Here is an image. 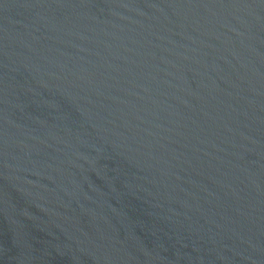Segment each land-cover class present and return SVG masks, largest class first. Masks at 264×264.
Returning <instances> with one entry per match:
<instances>
[{
	"label": "water",
	"instance_id": "obj_1",
	"mask_svg": "<svg viewBox=\"0 0 264 264\" xmlns=\"http://www.w3.org/2000/svg\"><path fill=\"white\" fill-rule=\"evenodd\" d=\"M0 264H264V0H0Z\"/></svg>",
	"mask_w": 264,
	"mask_h": 264
}]
</instances>
